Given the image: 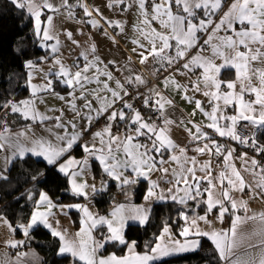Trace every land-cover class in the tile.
I'll use <instances>...</instances> for the list:
<instances>
[{"label":"snow or ice","instance_id":"snow-or-ice-1","mask_svg":"<svg viewBox=\"0 0 264 264\" xmlns=\"http://www.w3.org/2000/svg\"><path fill=\"white\" fill-rule=\"evenodd\" d=\"M17 9L26 10L27 13L35 19V33L42 37L43 41L55 40V44L51 45V52L57 54L59 52L60 40L51 33L52 16L47 17L48 27L41 29L42 9L49 11H59L55 5L49 0H42L37 3L36 0H10ZM123 11H127L135 7L136 21L133 25V38L131 43L136 45L132 49L138 52L140 62L145 63L149 57L163 66H172L184 60L189 50L199 45L198 33L208 32L209 34L204 44L212 49V55L205 57L200 54L186 60L182 65L184 72L195 73L200 69V75L192 81L191 90L200 92L203 96L209 98V104L212 105L211 111H205L202 102L188 96V87L178 84L175 80L166 79L165 85L173 84L175 88L183 93V99L188 103H194L204 116L207 117L209 123L207 128L212 129L221 137L227 136L246 146L253 147L258 152L264 153V146L257 145L256 133L252 132L248 136H243L237 131V125L240 121L247 122L257 131H264V67H254V62L264 65V0H232L226 12L217 23L214 17L223 7L224 0H115ZM67 8L69 15H72L71 9L73 5L68 0H63L61 5ZM84 9L85 15L92 16L86 5H79ZM98 13V10H96ZM93 26H97L99 21H88ZM109 26L118 28L121 32L125 29L123 21H107ZM223 31L225 35L218 36L217 33ZM228 33H231L230 35ZM69 39L72 34L67 33ZM114 39V38H113ZM213 39L217 43H212ZM73 43H78L73 40ZM243 49V50H241ZM91 53H95V45L90 49ZM203 51V47L200 48ZM86 61L83 68L75 65L76 71L63 64L58 56L54 57L55 66H58L55 72H50L72 91L69 93L71 99L68 101L72 110L80 115L85 121V127L91 128L94 120L105 117L107 123L105 127L95 133V137L99 138L100 146L95 144L91 146L87 144L80 145V137L82 131L72 133L67 132L70 126L77 129L75 122H69L68 125L61 121V117L54 119L57 121L56 127L64 128L65 135H57L58 144L43 139L27 140L26 132L16 133L14 136L10 133L6 120H0V153L5 149H10V154H0V181L9 179L8 173L18 159H26L29 156L41 158L47 165L58 169L65 176H71L72 191L76 195H86L84 191L88 187L87 183H77V176L81 174L84 167L89 165L88 158L78 161L70 156L74 147L80 146L82 150L99 162L103 171L113 180L118 181L121 185H134L140 178L150 180L152 173L160 171L167 175L169 168L164 167L165 164L175 163L178 167L171 170L173 179L167 181L172 184L166 196L159 189L157 181L150 180V187L147 189L144 199L146 201L157 200L163 201L170 199L178 201L184 205L189 200H196L204 193H207V211L211 212L219 206L218 218L223 219L225 213L229 211L225 207L227 201L231 209L238 212V202L230 196L229 189H225L221 195L223 200L216 198L214 191L216 184L211 179L210 163L202 165L200 171H205V176L197 175V161L195 157H188L187 150L179 147L170 137L169 127L174 122L164 119L163 126H158L154 122L146 120L141 112L133 107L125 97L131 96L127 86L134 84H144L145 81L140 76H130L126 78V84L119 79H115L112 71L108 69L107 64H103L99 56L89 61L88 54H83ZM221 59V64L215 61ZM26 67L34 68L31 61L26 62ZM225 69H234L236 73L235 80L223 81L220 73ZM179 71V69H177ZM92 73L89 75V73ZM257 83L254 84L253 80ZM115 80L116 87L113 88L111 83ZM53 81L49 79L43 86L31 85L33 96L39 91L54 92L52 87ZM96 84L97 87L88 89L87 85ZM239 84V91H236ZM223 88L224 91H221ZM79 91V95H77ZM246 95H253V100H245ZM94 97L98 101V106L94 107ZM61 100L63 96L59 97ZM139 98V97H137ZM82 100L83 109L77 107L76 101ZM117 103L121 104L119 109L116 108ZM144 107H154L161 115L166 105H172V101L163 97L159 91L150 90V93L143 98ZM229 106H235V114L224 115L225 110ZM8 109L13 114H19L23 119H31L43 122L52 117L44 116L35 109L33 100H23L15 102L11 99L0 102V110ZM125 109L129 110L132 115L129 117L125 113ZM105 114H107L105 116ZM195 115V113H193ZM228 121L229 124H221V121ZM116 121H128L129 130L123 137L115 135L112 132L113 123ZM193 128L195 131L193 132ZM193 128L187 129L192 136L193 141H211L215 145L213 148L209 143H204L202 147L195 148V151L201 154L214 152L216 155H223L222 146L215 144V141L204 132L199 125L194 124ZM23 138V139H21ZM141 138H144L142 141ZM27 141V142H26ZM251 141V143H250ZM227 150L225 155V163L231 168V176L226 172H221L219 181L221 186L227 180V184L231 188L243 191L248 187L243 177L231 165L232 152ZM169 153L167 159L164 154ZM247 163V161H246ZM191 165V166H188ZM252 168L250 171L255 174L259 162L255 159L251 160ZM79 168L80 171H71L73 168ZM131 169L129 175H125ZM264 172V169H261ZM42 175V174H41ZM38 177L33 175L30 177L36 180ZM234 178V179H233ZM207 179L208 187L201 190V180ZM183 185V187H181ZM95 191V186L93 185ZM257 187L264 192V181H261ZM183 193V195H180ZM31 199V196L28 197ZM240 208L247 212L245 202H239ZM40 205H45L47 211H40ZM56 207L46 193H40L35 211L30 217L27 225H20L23 234L27 236L30 229L38 224L52 229V235L59 237L62 242L58 247L57 254L64 256L70 260V264H154L155 261L170 256L177 252L195 251L199 247L198 240H187L184 243L174 241L170 247L163 243V235L158 237V242L154 246L147 248L143 253L136 252V242L130 244L125 239V228L129 222H138L144 225L148 222L150 209L143 205L120 204L111 212V218L105 216H97L83 205H67L61 206L69 208H77L84 213L82 227L75 234L74 238H69L66 233L52 227L48 223V216L51 209ZM181 218L185 221L186 226L180 232V235L187 238L189 236L207 237L214 245L219 264H264V240L260 241L261 252L259 260L248 259L242 260L235 255V249L238 247L236 240L237 225L244 222L245 219H259L264 223V213L258 216L242 218L235 215L230 232H203L199 229L197 220L207 221V216H199L197 218H189L186 213H181ZM7 223V221H5ZM7 226L11 228V224ZM99 226H106L107 231L94 235V230ZM14 230V229H13ZM164 234H169L168 227L163 229ZM264 234V228H261L255 235ZM22 241H9L11 247H17ZM107 244L124 245L128 249V255L117 257L114 253L108 256L101 255V250Z\"/></svg>","mask_w":264,"mask_h":264},{"label":"crops","instance_id":"crops-1","mask_svg":"<svg viewBox=\"0 0 264 264\" xmlns=\"http://www.w3.org/2000/svg\"><path fill=\"white\" fill-rule=\"evenodd\" d=\"M62 3L63 0H56V3L52 2L53 5L59 8V11L53 12L47 10V13L43 14L41 18V29L43 30L44 28L48 27L47 17L52 16L50 31L60 40L59 52L57 54H53L51 52V45L55 44V40L43 41L42 37L37 35L40 40L39 45L45 51V53L37 59L29 60L33 61L32 63L34 64V68H28L30 95L26 98L13 100L15 102H20L23 100H33L35 109L38 113L47 117H52L53 119H48L43 122L39 121V119L26 120L23 119L19 114H13L10 112V110L3 109L0 112V120L7 121L10 133L14 136L16 133L26 132L28 141L34 139H43L50 141L53 144H58L59 141H57L56 139L57 135H65L64 128L56 127L57 121L54 118L59 116L61 117V121L66 125H68L70 121L77 124V129H72L69 126L67 128V132L72 133L76 131H82V135L79 141L80 145L87 144L91 146L92 144H95L97 147H99L100 140L99 138L95 137V133L101 131L105 127L107 123L105 117H101L99 120H94L91 128H86L85 121L81 119L80 115H77L72 110L71 106L68 103V101L71 99L69 93L72 90L68 88V91L64 92L57 89L56 84L61 82H58V79L55 76L49 75L50 72H55L58 68V66H55L54 57L56 56H58V58L62 60L63 64L72 68L73 71L77 70L75 65H79L80 68H83L84 64L86 63L83 58V54H88L89 61L93 60L94 56H99L100 60L103 61V64L108 65V69L112 71L115 79H119L121 80V82H124L126 84V78L138 75L142 77L145 83L134 84L132 86L139 89H145V93L147 95L150 93V90H157L163 97L172 101V105L165 106L163 115H161L160 113L159 121L154 123L158 126H163V121L165 118L173 121L174 123L168 126V134L179 147L185 148L187 150L188 157L196 158L197 175L201 177L205 176V171H200L199 169L202 165L210 163L211 179L213 183L216 184V188L214 191L215 197L223 200L224 198L222 197L221 193L227 188L229 189L231 198L238 202L239 211L234 213V210L231 209L230 204L225 201L224 206L228 207L229 211L225 213L222 220L218 218L219 206L214 208L211 212L206 211L204 213L196 215L194 218L205 215L207 216V221L197 220L198 227L201 231L230 232L235 215L238 214L242 218H246L252 217L254 215L258 216L260 213H264V192H262L261 189L257 187V185L261 181H264V172L261 171V169H264V163L258 160L251 151L243 149L236 144L228 145L225 142V139L233 140L232 138L227 136L221 137L212 129L207 128L206 125L209 123V120L199 109L196 108L195 104L188 103L186 100H184L183 93L178 91L173 84L169 83L167 86L165 85V80L170 78L171 80H175L182 86H187L188 96L201 101L205 111H211L212 105L209 104V98L203 96L200 92H194L191 90L192 81H194L197 76L200 75L201 70L197 69L195 73L182 75L181 72H184L185 70L182 69L181 65L186 60L190 59L193 56H196L197 54L205 57H210L212 55V49L208 45L203 48L202 52L200 51L201 37H203V41L207 40L212 29L210 28L208 32L198 33L199 45L189 50L184 60H181L178 64H174L172 66L165 65L162 67L160 64H157V62L151 57H149L147 62L141 63L138 52L132 51V49L136 47V45L131 43L134 35L133 25L136 21L135 7L127 11H123L121 6L115 3V0H68V3L70 5H73V8L71 9L72 15H69L68 9L61 6ZM231 3L232 0H224L221 11L218 12L214 17V20L217 23L219 22V19L222 16L223 12H226L228 10V7ZM81 4L86 5L87 8L92 11L91 17L85 15L84 9L79 6ZM96 10H98V13ZM90 20L99 21V24L97 26H93L88 22ZM118 20L125 23V29L123 32H121L116 27L109 26V24L107 23V21ZM69 32L72 34V39H69L67 36V33ZM228 34L230 35L231 33ZM217 35L223 36L225 35V33L221 31L220 33H217ZM73 40L77 41L78 43H73ZM212 43H217V41L213 39ZM93 45H95L96 49L94 54L90 51ZM215 63L219 65L222 63V60L217 59ZM253 66L264 67V65H260L256 62H254ZM177 69H179V71H177ZM91 74L92 73L90 72L89 75ZM227 74L229 75L227 76ZM219 78L223 81L235 80V70H222ZM49 79L53 81L52 87L54 89V92L39 91L35 96H33L31 85L34 84L43 86ZM110 83L113 88L116 87L115 80ZM253 83L256 84L257 81L254 79ZM96 87V84L87 85L88 89H93ZM224 90L225 89L222 86L221 91ZM236 91H239V84H237ZM77 95H79V91H77ZM60 96H63L64 99L61 100L59 98ZM254 98L255 97L253 95L245 96V100H253ZM89 99L93 100L94 107L98 106L99 102L96 101L94 97L90 96ZM126 100L129 103H132L133 107L139 110L146 120H149L147 112L148 107L146 108L144 106H137L131 99ZM83 103L84 102L82 100L76 101L77 107L86 112L87 110L83 109L82 107ZM120 107L121 104L117 103L116 108L119 109ZM150 107L154 108L152 106ZM124 111L127 116L130 117L132 115L129 110L125 109ZM193 113H195V115H193ZM233 114H235V106H229L224 112V115ZM106 115L107 114H105V116ZM194 124L199 125L204 132L208 133L212 140L215 141V144L222 146V152L224 153L223 155H216L214 154V152L207 151L204 154H201L195 151V148H197L198 146L202 147L204 143H209L213 148H215V145L211 144V141H193L192 136L189 134L187 129L193 128ZM221 124L230 125V122L222 120ZM2 130L3 129L0 128V131ZM128 130V121H116L113 123L112 132L115 135H120L121 137H123ZM194 131L195 129L193 128V132ZM141 139L142 141L144 140V138ZM227 150H234L232 152L231 161L229 163L231 165H234L235 169L240 173L245 184L248 186L245 187L243 191H239L236 188H231V186L227 184V180L224 181L223 186H221L220 184L219 177L221 172H226L227 175L231 176V168H229L225 163V155L227 154ZM77 151H80L81 155H77ZM0 154H10V149H5L4 152ZM70 156L78 161H82L85 158H88L89 160V165L87 167H84L81 174L77 176V183L86 182L88 185V187H86L84 190L86 192V195H79L83 197V200L78 202L59 203L47 191L42 190L40 192L46 193L51 199L52 203L56 205V207H53L51 209V214L48 216V223L51 224L53 228L61 231L62 233H66L69 238H74L75 234L83 226L81 222L84 219V213L74 207L62 208L61 206L79 204L87 207L88 210L94 215L111 218V212L117 205L120 204L143 205L144 207L149 208L151 212V209L155 203L172 201L170 199H165L163 201H157L155 199L146 201L143 198L142 201L137 202L134 199V190L142 181L147 182L148 186L150 187V180H154L159 184L158 191L162 190L167 196V190L170 187H173L172 184L167 182L173 179L171 170L178 167L175 163H168L164 165V167H167L170 170L167 175L163 174L160 171H157L151 174L150 180H144L143 178H140L139 181L134 185H121L120 182L113 180L103 171L102 166L97 160L88 157L87 154L82 150V147H74L70 153ZM164 156L165 159H167L169 153H165ZM253 159L259 162V166L256 168L255 174H253V172L249 170L252 168L251 160ZM71 171H80V169L74 167L73 169H71ZM8 173L6 174L8 175ZM130 173L131 169L125 172V175L127 176ZM67 177L69 180L70 188L72 190L71 176L69 175ZM200 184L201 190L208 187L207 179L201 180ZM93 185L95 186V191L93 190ZM181 187H183V185H181ZM106 192L114 194L112 206L107 213H100L95 203V198L98 195ZM259 192L261 194H259ZM180 195H183V193H180ZM202 196L206 204L207 193H204ZM38 199L39 196L35 202L33 212L36 209ZM239 202L246 203L248 209L247 212H245L243 208H240ZM1 206L2 204L0 202V208ZM40 211H47L46 206L40 205ZM73 211L78 215V225L75 224L72 215ZM5 221H7V223H5ZM8 223L11 224L9 219L4 214L0 213V264H43L42 255L35 248L27 247L26 245L29 234L35 226L30 229L29 234L25 236L20 226H14L13 224H11L12 227L9 228L7 226ZM129 224L139 223L130 221ZM185 226L186 224L182 225L180 232ZM165 227L169 228L170 233L164 234V232L162 231L161 235H163L164 237L163 243L169 245L170 247L172 246L174 241H180L181 243H184L185 239L189 241L198 240L200 244V239L202 238L200 236H189L187 238L181 235L177 236L171 226L168 225ZM261 228H264V223H262L259 219H245L244 222L237 225L236 240L238 242V247L235 249V255L237 257L242 260H248L250 258L256 259L257 261L259 260L261 252L260 241L264 240V234L255 235V233H257ZM17 229H20V231L22 232L20 235L16 234ZM48 229L52 232V229ZM106 231V226H99L96 230H94V235L98 236L99 233ZM9 241H22L23 243L18 245L17 247H11L8 244ZM105 248L101 250V255L105 257L113 253L117 257H122L129 254L128 249L125 253L120 254L114 250L105 252ZM135 250L136 252L143 253V251H139L137 249ZM177 253H174L172 255H177Z\"/></svg>","mask_w":264,"mask_h":264},{"label":"trees","instance_id":"trees-1","mask_svg":"<svg viewBox=\"0 0 264 264\" xmlns=\"http://www.w3.org/2000/svg\"><path fill=\"white\" fill-rule=\"evenodd\" d=\"M35 33L34 19L26 10L17 9L10 0H0V102L17 100L30 95L28 67L26 62L44 55ZM229 74H227L228 76ZM56 88L68 91V87L57 83ZM3 110V109H2ZM0 110V112L2 111ZM81 155L80 151L76 152ZM42 174V175H41ZM37 176L36 180L30 179ZM9 179L0 182V213L4 214L14 226L29 222L35 202L42 190L47 191L57 202L70 203L83 200L70 188L68 177L53 169L41 158L29 156L18 159L8 173ZM148 183L142 181L134 190V199L142 201L146 195ZM29 195L31 199H29ZM114 194L102 193L95 198L100 213H107L112 206ZM207 211L203 196L181 205L176 201L155 203L151 209L149 221L145 225L129 224L125 231L126 240L136 242V249L147 251V248L158 242L165 226H171L174 233L180 235L185 221L181 213L189 218ZM75 224L78 215L72 212ZM20 229L16 234L20 235ZM61 241L43 225L35 226L28 237L27 247L35 248L43 257V264H70V260L57 254ZM114 250L120 254L126 252L124 245L108 244L105 252ZM154 264H219L213 243L207 238L200 239L197 250L169 256L157 260Z\"/></svg>","mask_w":264,"mask_h":264},{"label":"built area","instance_id":"built-area-1","mask_svg":"<svg viewBox=\"0 0 264 264\" xmlns=\"http://www.w3.org/2000/svg\"><path fill=\"white\" fill-rule=\"evenodd\" d=\"M200 46L203 48H205L207 46L206 44H204L203 37H201ZM127 90L129 93H131V96L125 97V99H131L133 101V103L137 106H144L143 105V98H144V96L147 95L145 93V89L135 88L134 86L131 85V86H127ZM137 97H139V98H137ZM147 112H148V118H149L150 122L159 121L160 113L157 112L154 108L148 107ZM237 131L239 133H241L243 136H248L250 133L255 132L257 145L264 146V131H257L252 126L247 125V122H245V121H240L238 123ZM225 142L228 145L236 144L243 149H247V150L251 151L258 160H260L264 163V153L258 152L253 147L246 146L244 144L239 143L236 140H231V139H225ZM250 143H251V141H250ZM259 194H261V193L259 192ZM263 197H264V195H263Z\"/></svg>","mask_w":264,"mask_h":264},{"label":"rangeland","instance_id":"rangeland-1","mask_svg":"<svg viewBox=\"0 0 264 264\" xmlns=\"http://www.w3.org/2000/svg\"><path fill=\"white\" fill-rule=\"evenodd\" d=\"M36 2L39 4V3H42V0H36ZM49 2H50V3H52V2H53V3H56V0H49ZM46 13H47V9H42V15H43V14H46ZM42 15H41L40 19L42 18ZM31 62H33V61H31ZM28 75H29V74H28ZM199 246H200V244H199ZM198 248H199V247H198ZM198 248H197V249H198ZM197 249H196V250H197ZM189 252H192V251H189ZM182 253H186V252H178L177 254H182ZM172 256H173V255H172Z\"/></svg>","mask_w":264,"mask_h":264}]
</instances>
